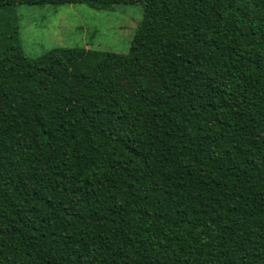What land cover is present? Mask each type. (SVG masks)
Listing matches in <instances>:
<instances>
[{
    "label": "trees",
    "instance_id": "16d2710c",
    "mask_svg": "<svg viewBox=\"0 0 264 264\" xmlns=\"http://www.w3.org/2000/svg\"><path fill=\"white\" fill-rule=\"evenodd\" d=\"M71 4H142L129 52L29 59ZM0 264H264V0H0Z\"/></svg>",
    "mask_w": 264,
    "mask_h": 264
},
{
    "label": "rangeland",
    "instance_id": "374dc122",
    "mask_svg": "<svg viewBox=\"0 0 264 264\" xmlns=\"http://www.w3.org/2000/svg\"><path fill=\"white\" fill-rule=\"evenodd\" d=\"M20 43L29 59L58 48H86L126 55L139 22L142 4H121L114 11L82 4L20 5Z\"/></svg>",
    "mask_w": 264,
    "mask_h": 264
}]
</instances>
